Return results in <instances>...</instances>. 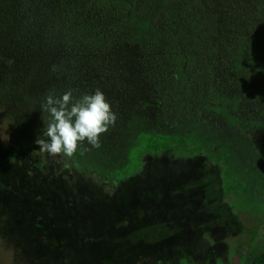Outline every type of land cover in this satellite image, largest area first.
<instances>
[{"label": "rangeland", "instance_id": "374dc122", "mask_svg": "<svg viewBox=\"0 0 264 264\" xmlns=\"http://www.w3.org/2000/svg\"><path fill=\"white\" fill-rule=\"evenodd\" d=\"M20 66L0 71V264H244L251 250H264L263 152L214 137L210 145L221 149L213 157L147 155L138 175L108 189L89 169L136 156L138 134L155 128L142 112L146 88L121 72H97L120 123L129 125L102 134L99 149L85 141L69 161L35 143L48 116L40 108L46 89L63 94L55 76ZM238 184L245 191L233 204Z\"/></svg>", "mask_w": 264, "mask_h": 264}, {"label": "trees", "instance_id": "16d2710c", "mask_svg": "<svg viewBox=\"0 0 264 264\" xmlns=\"http://www.w3.org/2000/svg\"><path fill=\"white\" fill-rule=\"evenodd\" d=\"M28 64L55 76L62 93L75 89L76 99L106 91L97 72H121L146 88L142 112L155 128L138 134L136 156L89 169L108 189L138 175L147 155L213 157L221 149L210 145L214 137L264 153V0H0V71ZM237 188L233 204L245 191ZM244 264H264V250H251Z\"/></svg>", "mask_w": 264, "mask_h": 264}, {"label": "clouds", "instance_id": "9594fccd", "mask_svg": "<svg viewBox=\"0 0 264 264\" xmlns=\"http://www.w3.org/2000/svg\"><path fill=\"white\" fill-rule=\"evenodd\" d=\"M74 92L75 89H68L57 95L52 89L46 94L40 108L48 116L43 115L42 135L35 141L39 152L74 161L85 141L99 149L102 134L115 127L118 114L103 91L97 88L94 93H85L78 99L74 98Z\"/></svg>", "mask_w": 264, "mask_h": 264}]
</instances>
